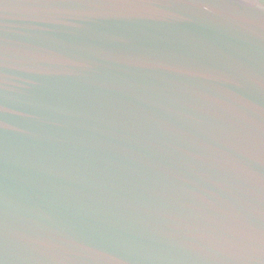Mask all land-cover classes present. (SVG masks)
Returning <instances> with one entry per match:
<instances>
[{"label":"water","instance_id":"water-1","mask_svg":"<svg viewBox=\"0 0 264 264\" xmlns=\"http://www.w3.org/2000/svg\"><path fill=\"white\" fill-rule=\"evenodd\" d=\"M0 264H264V0H0Z\"/></svg>","mask_w":264,"mask_h":264}]
</instances>
